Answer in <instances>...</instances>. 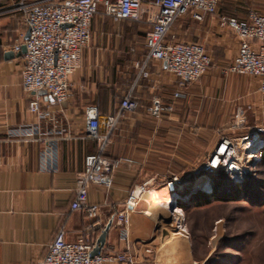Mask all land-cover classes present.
<instances>
[{
	"label": "crops",
	"instance_id": "1",
	"mask_svg": "<svg viewBox=\"0 0 264 264\" xmlns=\"http://www.w3.org/2000/svg\"><path fill=\"white\" fill-rule=\"evenodd\" d=\"M18 2L0 0V264H38L61 227L67 241L83 235L96 243L108 222L101 252L132 253L137 258L135 264H199L190 237L176 228L173 217L166 213L168 203H157L149 192L164 194L174 177L185 184L190 156L197 160L203 155L198 141L196 146L193 143L194 137L190 150L192 127L198 133L204 126L193 115L204 106L190 103V88L198 90L204 85L180 88L163 62L146 60L144 36L152 15L144 13L141 20H114L101 9L91 21L81 67L69 78V98L64 104L56 103L39 91L52 119H38L27 108L32 93L22 87V55L5 58L9 51L16 54L12 45L26 32ZM219 3L218 14L243 17L247 12L245 1L239 9L233 4L227 10ZM185 15L175 22L167 40L198 42L230 64L237 39L230 31L219 29L217 15H205L201 21ZM176 90L183 91L185 97L175 100L172 112L159 119L145 114L152 97L170 102ZM127 94L139 102L135 112L120 110ZM90 105L97 108L98 132L101 139L106 138L103 156L119 161L110 187L92 185L88 190V201L99 207L94 217L82 209H71L84 157L96 153L102 142L84 137L85 110ZM110 116H117L111 130L107 127ZM49 128L61 132H49ZM52 140L57 147L55 165L48 158ZM141 185L145 192L127 211L128 224L123 227L116 215L126 208L130 192ZM182 186L175 185L180 197L185 192L179 194L177 188Z\"/></svg>",
	"mask_w": 264,
	"mask_h": 264
},
{
	"label": "built area",
	"instance_id": "2",
	"mask_svg": "<svg viewBox=\"0 0 264 264\" xmlns=\"http://www.w3.org/2000/svg\"><path fill=\"white\" fill-rule=\"evenodd\" d=\"M102 2L104 12L114 20H141L144 13L152 15L150 28L145 32L144 47L146 60H157L164 63L167 71L172 73L180 88L196 81L209 67L210 56L205 47L198 42L167 40V35L174 22L185 14H190L194 20L201 21L205 15H217V25L220 30L230 31L237 39L236 53L227 67L228 73L257 77L258 90L264 99V13L247 9L245 16L236 17L218 14L219 0H151L144 4L143 0H37L25 2L19 0L18 9L23 15V24L28 37L22 36L12 45L13 52H20L22 45L23 69L21 83L25 91L32 93L27 104L28 111L38 119H52V113L44 108L39 91H44L56 103L66 101L70 96L69 78L82 64V52L88 46L91 32L90 25L97 12L98 3ZM147 75L146 71H142ZM185 97L181 90L173 92V99L164 102L154 96L145 108L148 117L159 119L174 110L175 100ZM139 107L137 99L129 94L120 102V110L135 112ZM86 124L84 137L102 140L96 153L84 157L83 169L75 180V195L71 209H82L89 217H94L99 209L98 204L88 201V190L92 185L110 187L112 173L118 167V160L107 159L103 156L106 138L101 139L98 132V112L94 105L85 110ZM117 116L107 119V127L111 130ZM56 127V126H55ZM49 132L60 133L56 129ZM264 126H258L249 135L238 141L222 137L219 145L211 156L194 174H213L230 163L240 166L241 157L252 148L248 146L254 136H261ZM251 135V136H250ZM49 161L55 165L57 161L56 141L52 140ZM222 147L224 149H222ZM249 150V151H248ZM222 157V164L213 167L215 157ZM172 183L177 186L184 184L177 177ZM170 184V182H168ZM144 187L134 188L127 200L126 208L116 215L120 225L128 224V210L132 209L143 193ZM183 217L176 214L172 221L176 228L184 231ZM61 227L55 233L48 245L47 251L38 264H103L106 262H126L135 264L137 258L126 252H100L91 256L95 246L88 237L79 236L75 241H67ZM150 252L149 249L146 250Z\"/></svg>",
	"mask_w": 264,
	"mask_h": 264
},
{
	"label": "rangeland",
	"instance_id": "3",
	"mask_svg": "<svg viewBox=\"0 0 264 264\" xmlns=\"http://www.w3.org/2000/svg\"><path fill=\"white\" fill-rule=\"evenodd\" d=\"M244 1L248 4L246 10L251 8L264 13V0H219V7L227 10L234 4L239 9ZM101 9L102 2L97 7ZM180 18L182 16L177 20ZM208 54L209 67L196 81L189 83L190 87L198 83L204 85L198 90L190 88V103L199 102L204 106L193 112L198 117L197 122L200 120L204 126L198 133L192 127L190 150L194 148L191 142L196 146L197 140V148L203 155L197 160L190 156L188 181L183 189L177 188L179 194H185L178 197L175 191L177 195L164 209L172 217L178 213L183 217L184 232L190 237L199 264H264V160L260 154L264 141L258 146L248 145L255 149L248 150V155L244 153L240 166L227 160L226 165L231 164L236 174L225 167L209 175L193 173L211 156L222 137L238 141L256 127L264 126V99L258 90L257 77L228 73L229 60L223 56L220 60L216 52ZM260 138L264 139V133ZM222 157L213 159V167L222 164ZM204 176L206 184L201 183ZM197 194L199 205L195 200ZM180 202L185 208L179 207Z\"/></svg>",
	"mask_w": 264,
	"mask_h": 264
},
{
	"label": "bare ground",
	"instance_id": "4",
	"mask_svg": "<svg viewBox=\"0 0 264 264\" xmlns=\"http://www.w3.org/2000/svg\"><path fill=\"white\" fill-rule=\"evenodd\" d=\"M263 141H264V139H261L260 136H254V137L251 138V140L249 141L248 145L250 144V145H253V146L254 145L258 146V145L262 144ZM250 142H252V144ZM252 149H255V148H252ZM230 158H228L227 160H229ZM228 165H230V167ZM228 165L227 166H228V170L229 171H231L233 173L236 172V171H234V169H231V164H228ZM169 182H170V184L166 185V191L167 192H164V194L161 195L158 191L151 190L149 192V197L151 199H153L154 201H156L157 203H159V202L160 203H167V202L172 201L177 194L175 195L176 188H175L174 184L171 181H169ZM206 182H207V178L204 176V178H203L201 183L202 184H206ZM178 197H180V196H178Z\"/></svg>",
	"mask_w": 264,
	"mask_h": 264
},
{
	"label": "water",
	"instance_id": "5",
	"mask_svg": "<svg viewBox=\"0 0 264 264\" xmlns=\"http://www.w3.org/2000/svg\"><path fill=\"white\" fill-rule=\"evenodd\" d=\"M28 37V31L25 32V35H24V39H26ZM25 52V46L22 45L21 47V51L14 54L12 53L11 51H9L8 53L5 54V58H12L14 57L15 55L18 56V55H22L23 53ZM61 103H65V101L61 102ZM110 226V222L107 223V225L104 227V229L101 231L100 235L97 237L96 239V243H95V246L94 248L92 249L91 251V256L95 255V254H98L101 252V248L103 247L104 243H105V239H106V233H107V230Z\"/></svg>",
	"mask_w": 264,
	"mask_h": 264
},
{
	"label": "trees",
	"instance_id": "6",
	"mask_svg": "<svg viewBox=\"0 0 264 264\" xmlns=\"http://www.w3.org/2000/svg\"><path fill=\"white\" fill-rule=\"evenodd\" d=\"M219 3V2H218ZM260 154L262 155V159L264 160V147H262L261 149H260ZM214 181H218V179L217 178H214ZM203 195V194H202ZM206 198V197H205ZM207 199V198H206ZM205 199V200H206ZM195 200H196V203L199 205V204H201L200 203V201H199V194H197V195H195ZM179 207H181V208H185V205H184V203H179Z\"/></svg>",
	"mask_w": 264,
	"mask_h": 264
}]
</instances>
